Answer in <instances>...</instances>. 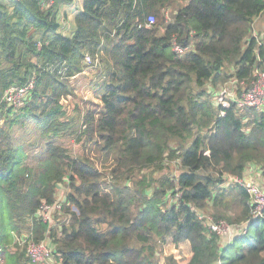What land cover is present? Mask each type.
<instances>
[{
	"label": "trees",
	"instance_id": "trees-1",
	"mask_svg": "<svg viewBox=\"0 0 264 264\" xmlns=\"http://www.w3.org/2000/svg\"><path fill=\"white\" fill-rule=\"evenodd\" d=\"M72 1L0 0L3 264H32L24 234L50 239L57 264H264V210L250 220L246 189L222 185L251 165L264 179V111L215 97L264 69V32L251 34L264 0H82L67 36L58 14ZM85 56L98 101L68 111ZM60 183L69 219L51 225L36 213ZM205 213L245 231L221 237ZM181 243L188 259L160 262Z\"/></svg>",
	"mask_w": 264,
	"mask_h": 264
},
{
	"label": "built area",
	"instance_id": "built-area-1",
	"mask_svg": "<svg viewBox=\"0 0 264 264\" xmlns=\"http://www.w3.org/2000/svg\"><path fill=\"white\" fill-rule=\"evenodd\" d=\"M153 17H148V22H153ZM174 50L178 53L183 51L182 47L178 44H174ZM91 56H85L84 62L89 64L91 63ZM253 80L249 86H245L240 91V94L236 98H230L233 102L237 104L239 108H250L255 111H264V69L256 66L253 70ZM230 82L238 85L239 82L236 79H231ZM33 83L29 82L25 86L16 87L11 86L6 89L4 93L5 102L11 105H18L23 96L32 88ZM215 97L219 98L217 95V91L215 92ZM227 102L229 99H226ZM221 103L222 106L227 107L226 102H217ZM238 184L244 187L249 195L250 199V220H254L263 214L264 210V185H259L256 182H251L247 178L224 175V180L222 185L228 186L230 184ZM62 203L57 202L54 203H46L41 202L39 205L38 211L36 213L37 216L41 217L43 221L48 222L49 216L48 213L51 210H60ZM61 211H59L60 213ZM199 218L203 220L204 225L210 229L212 232L218 233L219 235L228 237L229 234L234 230V228H241L242 232L245 231L244 225L238 227L237 225H229L223 220H214L210 215H200ZM20 245L25 246L26 254L31 258L33 262L38 264H44L49 261L52 256V248L44 241L33 242L29 235H26L23 239L18 240Z\"/></svg>",
	"mask_w": 264,
	"mask_h": 264
},
{
	"label": "rangeland",
	"instance_id": "rangeland-1",
	"mask_svg": "<svg viewBox=\"0 0 264 264\" xmlns=\"http://www.w3.org/2000/svg\"><path fill=\"white\" fill-rule=\"evenodd\" d=\"M166 15H169V12L166 10ZM264 32V12L257 18V20L253 23L251 34L260 37L262 33ZM93 60L88 65H92ZM94 66H89L87 69V74L79 76L77 78H73L71 81L72 86L74 87L75 96L72 98H69L67 101H64V106L69 111L73 107V103H79L80 105L83 104L84 101H86L85 108H91V105H94L98 100L95 98L92 88L90 87V83L94 81L95 76L97 74V71L94 70ZM229 73H232V68H229ZM233 80V79H232ZM244 82H239L238 85H235L233 82H226L220 86H217L215 90L217 89V95L219 98H216L217 102H226L228 105L229 102H233L230 100V98L234 99L242 90L243 87H245ZM226 99H229L227 102ZM101 168V166H99ZM65 196H66V188L64 184L58 185V192H57V202L62 203V206L60 210H51L48 213L49 219L48 223L51 225H56L58 222L67 221L69 219V216L63 213V206L65 203ZM59 211H61L59 213ZM206 215H209L205 213ZM24 233V232H23ZM239 233H242L238 229H235L229 234L228 238H232L234 235H237ZM26 235L30 234H24L22 237H25ZM222 237V235H220ZM226 237V236H225ZM44 242H46L51 248H52V256L49 261L45 262L44 264H57L54 254H53V245L50 242V239H45ZM25 251V248H24ZM160 257V262H163V257L166 254H174L175 256H179L183 258L184 260L188 259L190 256V248L187 243H181L177 248L172 244H163L162 245V253H157ZM27 255V254H26ZM27 257L30 259L32 264H38L36 262H33L31 258L27 255ZM0 264H3V260L0 258Z\"/></svg>",
	"mask_w": 264,
	"mask_h": 264
},
{
	"label": "crops",
	"instance_id": "crops-1",
	"mask_svg": "<svg viewBox=\"0 0 264 264\" xmlns=\"http://www.w3.org/2000/svg\"><path fill=\"white\" fill-rule=\"evenodd\" d=\"M81 3L82 0H73L70 4L61 6L58 14V21L60 24L59 30L64 35L70 36L72 34L75 24L74 15L80 9ZM87 69L84 70L83 73L75 76L74 78L87 74ZM244 176L251 182H256L259 185H264V179L262 178L257 167L254 165L247 167V169L244 172Z\"/></svg>",
	"mask_w": 264,
	"mask_h": 264
}]
</instances>
